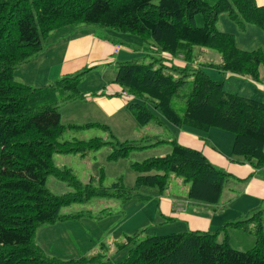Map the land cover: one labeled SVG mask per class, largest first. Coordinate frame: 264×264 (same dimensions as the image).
<instances>
[{
    "label": "trees",
    "instance_id": "obj_1",
    "mask_svg": "<svg viewBox=\"0 0 264 264\" xmlns=\"http://www.w3.org/2000/svg\"><path fill=\"white\" fill-rule=\"evenodd\" d=\"M222 12L241 29L251 24L264 31V4L255 0H0V264H84L86 257H48L35 240L39 225L72 218L61 209L73 203L96 195L127 201L134 197L133 189L143 186L157 187L163 194L174 174L189 183V199L215 208L230 176L201 149L176 139L169 140L171 150L166 155L132 164L138 172L133 188L121 182L108 188L95 186L94 179L85 185L66 166H57L54 154L85 155L110 143L100 137L59 141L68 129L106 127L61 120L64 103L87 95L79 83L88 68L41 86L14 78L15 68L39 53L42 39L63 25L97 24L136 34L160 55L149 62L137 58L115 62L113 82L134 97L126 107L138 123L157 120L145 104L149 100L175 125L201 133L210 128L231 132V153L241 162L264 168V101L226 91L223 79L204 69L209 66L257 80L259 66H264L261 49H241L233 33L217 28ZM193 45L218 51L220 60L191 67ZM178 57L183 64L172 61ZM174 96L184 99L182 114L175 109ZM137 147L118 141L110 157H124ZM49 176L65 181L73 190L52 192L46 185ZM230 228L252 234V246L233 248L228 240ZM140 235L125 237L128 251L114 264H264V206L214 231Z\"/></svg>",
    "mask_w": 264,
    "mask_h": 264
},
{
    "label": "rangeland",
    "instance_id": "obj_2",
    "mask_svg": "<svg viewBox=\"0 0 264 264\" xmlns=\"http://www.w3.org/2000/svg\"><path fill=\"white\" fill-rule=\"evenodd\" d=\"M263 1L256 0V3L262 5L264 4L261 3ZM216 25L219 30L233 33L236 44L241 49L251 50L259 48L264 54V31L261 28L247 24L245 28L241 29L229 18L227 12H222L218 15ZM74 27L81 28L75 29ZM87 28L103 37L107 35H109L108 37H113L109 31L117 35L112 39L121 45L125 54L123 56L122 53H119L117 55L119 58L117 61L137 58L143 62H149L154 57H160L158 53L154 52L151 44L146 43L136 34L117 31L97 24H68L51 31L46 38L42 39V50L29 61L15 68V80L33 86H41L40 84H50L65 75H62L60 62L57 61L61 58L64 50L59 49L60 41H58L55 33L67 30L68 36L69 33ZM62 36L66 38L64 35ZM56 41H58L57 47L55 44ZM192 50L191 67L198 66L199 64L215 63L220 60L219 52L214 49L193 45ZM163 61L169 62L170 60L164 58ZM172 61L177 64V61L184 63L179 57ZM45 65L51 68L50 81L46 82L41 79V66ZM109 69H114V72H116L115 62L86 71L79 83L80 90L86 92L88 97L91 96L94 90L97 93L101 89V87L98 88L95 86L101 84L104 79L108 80L106 83L109 82L108 84L110 86L112 72L109 73ZM204 69L212 77L222 78L226 91L247 96L246 92L248 88L245 85L248 82L242 80V78L228 76L227 73H220L216 68L209 66H204ZM104 70L105 72H103ZM259 70L260 72H264V66L260 65ZM28 71H32V75L38 73L41 82L38 78L26 75ZM96 71H100L101 75ZM187 88L189 87L182 88L181 92ZM103 90H106V88ZM258 98H261V96ZM133 99L134 97L132 96L131 100ZM172 100L175 103L176 111L182 114L184 99L174 96ZM261 100L264 101V99ZM145 104L157 116V120L161 121V123L159 121L157 122V120H151L147 124H140L127 109L126 113L131 117L129 129L127 128L128 123H125L126 116L123 117V122L119 124L114 121H109V124L102 123L106 125L105 128L98 126L68 129L61 135L59 141L72 140L73 138L88 140L92 137H100L105 142L110 143L104 144L100 149L90 151L85 155H82L81 152L54 154V163L59 167L66 166L85 185L90 183V179H94L93 185L95 186L108 188L114 183L121 182L125 187L133 188L138 172L133 169L132 164L147 158L166 155L171 150L169 140H177L178 137H181V134L174 130L178 128V125L168 121L155 108L151 101L147 100ZM224 133L229 135L227 134L229 132ZM118 141H129L138 147L131 150L124 157L111 158L110 154L113 148L117 147ZM228 183L227 180L224 185L226 186ZM46 185L55 193H64L73 190L65 181L58 180L54 176L47 178ZM188 186L189 183L184 178L171 174L168 179L167 188L163 194L160 193L157 187L143 186L139 189H133L134 197L127 201H123L122 197L108 198L96 195L84 203H73L61 209L64 213L72 214V218L67 217L56 222L39 225L35 231V240L46 250L48 257L53 256L64 260L86 257L87 261L84 264H114V262L125 258L129 247L123 245L126 236H132L136 232H140V237L143 238L152 234L164 235L171 232H179L178 229L177 231H171V228L174 226L171 224V221L178 222L179 219L173 214V219L163 220L164 217L159 212L158 202L163 197L170 198L171 202L174 196L188 198ZM176 209L182 210L181 205L176 204ZM142 229L144 230L142 231ZM240 231L246 234V232ZM229 243L233 248H239V244L232 239H229ZM91 257H94V259L90 260ZM96 259L100 261L96 262Z\"/></svg>",
    "mask_w": 264,
    "mask_h": 264
},
{
    "label": "crops",
    "instance_id": "obj_3",
    "mask_svg": "<svg viewBox=\"0 0 264 264\" xmlns=\"http://www.w3.org/2000/svg\"><path fill=\"white\" fill-rule=\"evenodd\" d=\"M261 3H264V1ZM74 28L78 29L81 27ZM109 32L111 36H117L113 32ZM55 35L58 41H60L59 49L64 50L61 58L57 60L60 62L62 75L85 67H88L90 71L95 67L99 68L101 65L114 63L119 59L117 57L119 53L125 56L121 45L114 41L113 37L103 34L105 38L97 35L96 32L89 28L69 33L68 36L67 30L55 33ZM58 41L55 43L56 47ZM177 62L178 64H183L180 61ZM50 70L51 68L46 65L41 66V79L43 81H50ZM96 72L101 75L100 71ZM109 73H111L110 86L109 82L106 83L108 80L104 79L101 84L95 86L101 87L97 93L94 90V94L92 93L91 96L87 97L86 95L83 99L66 102L60 107L63 123L67 124L68 122V124L76 123L81 125L88 122H101L109 124V121H114L119 124L123 122L122 119L126 116L125 123H128L127 128L129 129L131 117L126 113L129 98L119 94L121 87L113 82L115 76L114 69H109ZM227 74L228 76H233L231 73ZM26 75L38 78L41 82L38 73L32 75V71H28ZM235 76L248 82L245 85L248 88L246 92L247 96L257 98L261 96L258 99H264V72H260L259 70L257 80L240 75ZM104 88L106 90H103ZM174 130L181 134V137L177 139L180 143L201 149L211 163L227 171L230 176L228 178V185L225 186V190L223 189L219 205L215 208L189 198L174 196L172 202L168 197L161 198L158 202V207L164 219L167 217L173 219V214L179 219L178 222L171 221V224L174 225L171 231H177V229L179 231H214L224 222L244 217L252 210L264 206V168H255L249 162H241L238 156L231 153L234 140L232 133L229 132L227 133L229 135H226L224 132L228 131L218 128H210L206 133H201L184 128V126H178ZM176 204L181 205L182 210H177ZM228 232V240L232 239L239 244L238 249H248L254 242L253 235L248 232L246 234L241 233L239 229L235 228H230ZM221 238L220 236L219 239ZM36 242L44 253H47L38 241Z\"/></svg>",
    "mask_w": 264,
    "mask_h": 264
},
{
    "label": "built area",
    "instance_id": "obj_4",
    "mask_svg": "<svg viewBox=\"0 0 264 264\" xmlns=\"http://www.w3.org/2000/svg\"><path fill=\"white\" fill-rule=\"evenodd\" d=\"M119 93H120L122 96H124V97H127V98H130V97H131V95L127 94V93L124 92V91H120Z\"/></svg>",
    "mask_w": 264,
    "mask_h": 264
},
{
    "label": "clouds",
    "instance_id": "obj_5",
    "mask_svg": "<svg viewBox=\"0 0 264 264\" xmlns=\"http://www.w3.org/2000/svg\"><path fill=\"white\" fill-rule=\"evenodd\" d=\"M120 94V93H119ZM132 98V96L128 99V100H130Z\"/></svg>",
    "mask_w": 264,
    "mask_h": 264
}]
</instances>
